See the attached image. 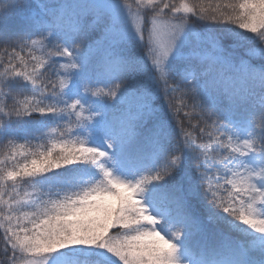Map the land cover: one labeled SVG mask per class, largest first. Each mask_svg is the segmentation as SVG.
<instances>
[{
    "label": "snow or ice",
    "instance_id": "1",
    "mask_svg": "<svg viewBox=\"0 0 264 264\" xmlns=\"http://www.w3.org/2000/svg\"><path fill=\"white\" fill-rule=\"evenodd\" d=\"M0 264H264V0H0Z\"/></svg>",
    "mask_w": 264,
    "mask_h": 264
}]
</instances>
